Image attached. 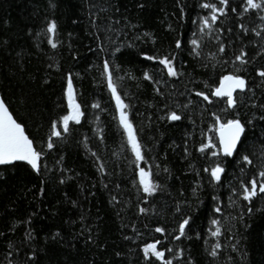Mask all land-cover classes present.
Masks as SVG:
<instances>
[{
  "label": "trees",
  "instance_id": "16d2710c",
  "mask_svg": "<svg viewBox=\"0 0 264 264\" xmlns=\"http://www.w3.org/2000/svg\"><path fill=\"white\" fill-rule=\"evenodd\" d=\"M255 2L0 0V97L41 153L36 171L0 166V264H264V193L243 198L252 180L264 184V0ZM226 75L245 82L232 106L212 95ZM69 78L81 115L64 131ZM234 120L244 131L222 154L217 122ZM141 169L155 191L143 190ZM148 244L163 255L146 256Z\"/></svg>",
  "mask_w": 264,
  "mask_h": 264
},
{
  "label": "snow or ice",
  "instance_id": "6c2138e0",
  "mask_svg": "<svg viewBox=\"0 0 264 264\" xmlns=\"http://www.w3.org/2000/svg\"><path fill=\"white\" fill-rule=\"evenodd\" d=\"M222 4H226L227 0H220ZM248 8L256 9V8H261L262 5L259 3H256L255 0H246ZM203 7L205 8H211L213 13L216 11H220L223 13L224 9L220 8L217 9L215 5L213 4H204ZM247 11V8L245 9ZM217 17L215 15H212V20L215 21ZM204 25L208 26V21L207 19L204 20ZM48 32L49 33H54L56 30V24L55 22L49 23L48 26ZM203 30V29H201ZM50 43L51 40L49 41ZM193 45H197V41L193 40L192 41ZM53 47H55V44H52ZM177 46L179 47V42H177ZM223 51V48L221 49ZM242 56H238L237 59L242 61ZM151 59V57H149ZM160 63L165 64L168 67V72L169 75H176L177 73L175 72L174 68L171 65V61L168 58H164L160 61ZM108 64L107 62L105 63V71L108 72ZM261 76H264V72L259 73ZM146 78L148 77L147 74H145ZM225 81L231 82V86L228 88L227 91L223 89H217L214 95L216 96H227L228 97V104L229 106H232L233 100H232V87L235 88H243L244 87V80L240 79L238 77H232V76H227L224 78ZM109 87L112 88L113 95H116V89L113 86L112 79H111V74H109ZM198 95H203V93H198ZM67 97L69 101V106L74 109L73 113L71 116H65L62 118V123H63V128L64 131L68 130V121L70 119H75L77 122L79 121V116L81 113L79 112V105H76L74 103V98H73V89H72V83H71V78H69L68 82V89H67ZM118 106H122V102L120 101V98L116 96ZM204 99H208L207 96H204ZM97 105H94L96 107ZM171 120H178L180 119L179 116H177L175 113H172L169 117ZM120 122L128 132V139L129 143L132 145L133 151L136 153L137 159H142V156L140 154V146L136 142L135 136L133 135L132 132V126L127 120V114L121 111L120 115ZM57 125L56 122H53V136H59L60 132L56 131ZM222 129H227V136H225V132L222 130L221 131V144L223 146L224 152L228 155L232 154V150L235 148L237 141L240 139L241 133L244 131L243 126L241 125L239 120H234V121H229L226 126H222ZM53 145L50 142L48 147L51 148ZM207 147V146H205ZM203 150V149H201ZM41 153L37 152L32 145V141L28 139L24 135V131L21 128V126L16 123L15 120L12 119V117L8 114V109L5 106L3 100H0V164H8L12 163L13 161H26L28 164L31 165L33 169H38V161L40 158ZM215 155V153H213ZM244 159L247 161L248 157H244ZM250 162V161H249ZM224 170L220 167H216L212 169V176L219 180L220 179V173L223 172ZM261 176H264V172L260 174ZM147 176V173L144 172L143 169H141V184L143 185V190L146 193H151L155 191V188L153 185H151L145 177ZM251 188L245 187L244 188V199L245 200H250L253 196L257 194V191L260 193H264V184H260L259 187L257 188V181L254 179L250 182ZM143 211V209H141ZM219 211V209H217ZM188 223V221H184L180 225V231L181 234H183L185 225ZM213 223H217L216 221H213ZM157 232L162 231V229L157 228ZM219 228L216 229L215 232L212 233V235H218L219 234ZM159 243V241H157ZM216 247H220L219 244L216 245ZM152 251V253L157 256L161 257L163 253L156 251V244H148L144 251L145 255L147 256L149 251ZM215 254V253H214ZM171 264V262H169Z\"/></svg>",
  "mask_w": 264,
  "mask_h": 264
},
{
  "label": "water",
  "instance_id": "95a60500",
  "mask_svg": "<svg viewBox=\"0 0 264 264\" xmlns=\"http://www.w3.org/2000/svg\"><path fill=\"white\" fill-rule=\"evenodd\" d=\"M227 76H232V77H237V76H233V75H226V76H224L222 79H221V81L219 82V84L217 85V87L213 90V92H212V95L213 96H215V97H221V96H216V95H214V93L216 92V90L217 89H223V90H225V91H227L228 90V88L231 86V82H229V81H225L224 80V78L225 77H227ZM238 78H240V79H242L241 77H238ZM239 90H241V88H235V87H232V100H233V94L235 93V92H237V91H239ZM224 97H226V99H227V102H228V97L225 95ZM0 100H2L1 99V97H0ZM6 106V105H5ZM8 114L12 117V119L13 120H15L14 118H13V116L11 115V113L9 112V110H8ZM16 121V120H15ZM229 122V121H228ZM228 122H225V123H221V122H217V128H216V133H215V136H216V141H217V147H218V150H219V152L220 153H222V154H226L225 152H224V149H223V146H222V144H221V131L223 130L224 132H225V136H227V129H222V126H226L227 124H228ZM16 123H18L17 121H16ZM19 124V123H18ZM20 126H21V128L23 129V127H22V125L21 124H19ZM23 131H24V129H23ZM24 135L27 137V135H26V133L24 132ZM29 139V138H28ZM30 140V139H29ZM238 142V141H237ZM236 145H237V143H236ZM235 148H236V146H235ZM235 148L232 150V152L235 150ZM14 162H22V163H25V164H27L31 169H33L32 167H31V165L30 164H28L26 161H13L12 163H14ZM8 164H11V163H8ZM1 165H7V164H0V166ZM34 171H36L37 169H33Z\"/></svg>",
  "mask_w": 264,
  "mask_h": 264
},
{
  "label": "rangeland",
  "instance_id": "374dc122",
  "mask_svg": "<svg viewBox=\"0 0 264 264\" xmlns=\"http://www.w3.org/2000/svg\"><path fill=\"white\" fill-rule=\"evenodd\" d=\"M73 111H74V109L71 108V112H70V115H69V116L72 115ZM121 111H122V107L119 106V120H120ZM120 124H121V122H120ZM121 126L123 127V129H124V131H125L126 138H127L128 143H129L128 132L126 131V129L124 128V126H123L122 124H121ZM129 145H130V147H131V150H132L133 154H135V156H136V153H135V152L133 151V149H132V145H131L130 143H129ZM136 157H137V156H136ZM144 172L147 173L146 171H144ZM147 177H148V173H147V176L145 177L146 180H147ZM139 179H140V182H141V171L139 172ZM150 251H151V250H150ZM151 252H152V251H151Z\"/></svg>",
  "mask_w": 264,
  "mask_h": 264
}]
</instances>
